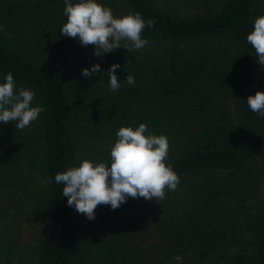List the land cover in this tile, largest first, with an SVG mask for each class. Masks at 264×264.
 <instances>
[{
	"label": "trees",
	"instance_id": "obj_1",
	"mask_svg": "<svg viewBox=\"0 0 264 264\" xmlns=\"http://www.w3.org/2000/svg\"><path fill=\"white\" fill-rule=\"evenodd\" d=\"M99 2L116 17L139 12L147 45L94 56V46L62 35L64 0H0V82L11 72L43 109L35 129L0 123V264H16L31 251L34 264H90L81 231L87 217L68 206L55 175L84 159L110 163L119 128L141 123L167 136L166 163L180 183L158 202L128 198L116 210L98 205L101 252L120 257L128 232L120 226L122 212L144 208L140 221L153 225L156 264H264V118L246 101L264 91V68L247 41L264 0ZM216 38L246 58L222 50L210 59L180 47ZM158 43L165 47L150 49ZM96 63L102 72L120 64L117 91L107 74L82 75ZM128 74L134 85L123 81Z\"/></svg>",
	"mask_w": 264,
	"mask_h": 264
},
{
	"label": "clouds",
	"instance_id": "obj_2",
	"mask_svg": "<svg viewBox=\"0 0 264 264\" xmlns=\"http://www.w3.org/2000/svg\"><path fill=\"white\" fill-rule=\"evenodd\" d=\"M66 23L60 29L65 37L78 38L83 46L92 45L94 56H103L123 47L127 52L144 48L148 41L142 38L146 27L139 12L116 17L110 7L99 0H64ZM155 22L147 21L148 27ZM247 41L255 50L258 64L264 68V15L254 20V30L247 35ZM119 63H114L102 72L99 63L91 68H84L82 75L92 77L105 74L110 90L117 91L121 81L116 70ZM128 85L135 84L133 75L128 74L123 80ZM35 93L32 90L17 87L13 74L8 72L0 82V123L15 124L17 130H23L38 119L42 107L33 106ZM249 109L264 118V91H257L247 98ZM117 140L110 148V163H94L84 159L78 166L55 175V182L63 185L62 195L67 197V204L88 219L95 218L98 205L118 209L128 198L146 200L165 199V190L175 191L180 183L179 175L166 163L169 154L167 136L156 135L149 131L148 125L139 124L122 126L116 132ZM176 255L175 260L180 261Z\"/></svg>",
	"mask_w": 264,
	"mask_h": 264
},
{
	"label": "rangeland",
	"instance_id": "obj_3",
	"mask_svg": "<svg viewBox=\"0 0 264 264\" xmlns=\"http://www.w3.org/2000/svg\"><path fill=\"white\" fill-rule=\"evenodd\" d=\"M182 7V6H181ZM172 12V11H171ZM174 13L176 11L173 10ZM256 16L255 18H257ZM161 47H165V44H154L153 48L154 50H158ZM180 47H182L184 50L189 51L191 54H205L208 55L210 59L217 57L220 51L226 50L225 53L227 54H235L238 57V60L241 58L245 59L242 52L239 51L238 48H236L232 43H230L229 40L225 38H216L214 40H195L193 42H183L180 44ZM229 59V57H227ZM258 61V60H257ZM258 64V62H257ZM73 68L66 69V72L72 70ZM33 106H38L36 98H34ZM39 124V117L37 120L32 122V127L35 129ZM33 147L34 145H37V143H34V141L31 144ZM32 157H35L36 159V153L34 149L30 150ZM34 166V170L30 171V180L33 184L34 178H38L39 173L37 170L38 161L37 159L32 162ZM264 183V182H263ZM262 183V186H263ZM145 211L144 208H136V209H129L124 210L122 212V218L120 226L124 228L125 231V237H124V243L125 246L124 250H121L120 257H117V259H110L106 257L101 252V240L97 239V234L95 233V220L96 219H88L84 220L81 226L82 231V238H83V248L85 252V257L87 261L90 264H156V259H152V251L150 244L153 242V225L149 224L142 220L143 212ZM120 217V216H119ZM99 220L103 221V218ZM105 220V219H104ZM91 223V225H90ZM124 235V234H123ZM248 238V236H246ZM30 249V248H29ZM28 249V251H29ZM32 250V249H31ZM27 251V253H28ZM34 251H31L29 255L26 254V256L22 257L19 262L16 264H34L32 260L34 259ZM165 264H171L170 262H167Z\"/></svg>",
	"mask_w": 264,
	"mask_h": 264
}]
</instances>
